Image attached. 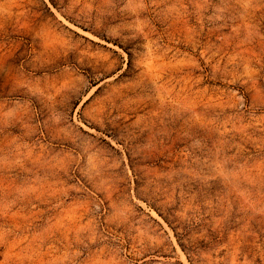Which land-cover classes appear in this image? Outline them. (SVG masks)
<instances>
[{"label":"rangeland","instance_id":"rangeland-1","mask_svg":"<svg viewBox=\"0 0 264 264\" xmlns=\"http://www.w3.org/2000/svg\"><path fill=\"white\" fill-rule=\"evenodd\" d=\"M0 264H264V0H0Z\"/></svg>","mask_w":264,"mask_h":264}]
</instances>
